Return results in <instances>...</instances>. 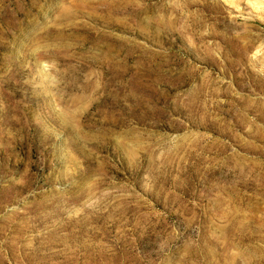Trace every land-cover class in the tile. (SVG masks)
<instances>
[{
  "label": "rangeland",
  "instance_id": "1",
  "mask_svg": "<svg viewBox=\"0 0 264 264\" xmlns=\"http://www.w3.org/2000/svg\"><path fill=\"white\" fill-rule=\"evenodd\" d=\"M0 264H264V0H0Z\"/></svg>",
  "mask_w": 264,
  "mask_h": 264
}]
</instances>
